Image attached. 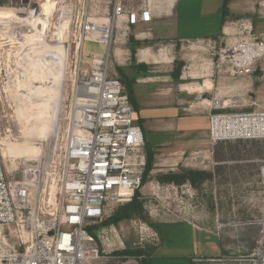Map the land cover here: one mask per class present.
Returning a JSON list of instances; mask_svg holds the SVG:
<instances>
[{
    "label": "built area",
    "instance_id": "built-area-1",
    "mask_svg": "<svg viewBox=\"0 0 264 264\" xmlns=\"http://www.w3.org/2000/svg\"><path fill=\"white\" fill-rule=\"evenodd\" d=\"M98 1L6 0L0 8L34 18L40 3L53 5L44 41L65 45L69 83L53 147L38 161L5 165L0 142V264H90L125 249L115 226L101 224L108 207L130 202L141 188L146 159L136 114L112 76L110 53L119 30L125 37L130 28L151 22V8L148 0H112L110 14L100 19L92 10ZM2 41L11 46L7 36ZM85 43L104 47V56L84 51ZM237 46L243 52L263 45L244 40ZM235 47L221 53L238 68L242 58ZM205 102L211 140L264 139V113L230 115L218 112L230 101ZM134 225L139 247L158 238L150 226Z\"/></svg>",
    "mask_w": 264,
    "mask_h": 264
},
{
    "label": "rangeland",
    "instance_id": "rangeland-1",
    "mask_svg": "<svg viewBox=\"0 0 264 264\" xmlns=\"http://www.w3.org/2000/svg\"><path fill=\"white\" fill-rule=\"evenodd\" d=\"M11 1L14 4L17 0ZM110 1L99 0V3H93L92 10H95L97 17L104 19L110 14ZM42 4L40 3V11ZM1 14L5 18L3 20L17 16L16 11L1 10ZM239 24L223 43L211 40L210 48L206 46L208 43L206 41L199 44L194 43L195 41L181 44H150L142 49L138 48V61L150 68L143 78L165 82L174 65L181 63V71L185 78L183 81L195 80L207 87L210 82L213 84L210 93L201 96L199 93V97L196 98L195 95L190 96L191 103H201L202 109V106H205L209 110L207 103H202L203 100L209 101L219 97L223 102L230 101L231 109L226 110L227 114L264 113V35H261L258 29H255L257 34L255 35L251 26ZM244 28H248L251 34H245ZM123 33L122 30L117 32L116 45L112 47L110 53L111 72L114 78H118V70L121 68L134 78L141 74L131 67L128 45L130 35L126 32V36L123 37ZM8 39L13 48L3 47L5 41L0 39V139L7 138V142L19 143L24 141L22 129L14 112V104L6 93V86L17 76L20 78L22 70H19L20 65L17 64L20 62L17 52L22 50L21 47L24 50L28 46L27 43L23 45L13 38ZM244 40L249 44H262L263 46L257 50L260 55L252 65L246 66L250 60L245 61L243 58L238 64L239 67L233 68L225 63L221 50L228 46L239 47L237 45ZM83 49L96 57H103L105 54V48L94 43H85ZM116 50H119L118 56L115 54ZM65 84L69 86L64 80ZM219 86L222 88V94L216 95ZM202 90L199 92L205 91ZM63 107L64 102L61 109L57 106L52 111L53 129L52 134L42 143L44 151L47 147L52 148ZM143 129L150 139L146 126H143ZM210 141L207 149L186 153L180 162L182 167L168 161L160 163L161 165L156 167V172L150 173L148 181L139 192L140 195L143 194L141 197L147 222L134 219L130 222L123 221L115 227L125 249L128 246L135 248L134 244L136 248H141L136 243L134 225L140 221L147 226L152 224L158 235L157 239L148 241L142 247L146 250L152 249V256L156 252L151 264H190L191 256L203 255L201 244L196 243L192 234L180 230L170 233L173 229L167 226L172 222H185L199 228L202 233L217 238L221 249L218 256L198 258L193 261L194 264H264V139L227 138L213 141L210 138ZM3 160L7 165V161ZM176 168L205 171L211 177L199 188L191 187L189 184L174 186L156 181L157 176L162 174L179 172ZM112 209L113 206L107 208L104 218L111 215ZM90 264H138V262L132 258L122 259L113 253Z\"/></svg>",
    "mask_w": 264,
    "mask_h": 264
},
{
    "label": "crops",
    "instance_id": "crops-1",
    "mask_svg": "<svg viewBox=\"0 0 264 264\" xmlns=\"http://www.w3.org/2000/svg\"><path fill=\"white\" fill-rule=\"evenodd\" d=\"M148 2L151 8V22L132 27L128 32L130 37L140 43L139 49L150 44H181L197 40L223 43L234 27L240 25L239 23L251 26L255 35H257L255 29L264 35V0H148ZM137 51L138 48L132 59L130 57V62L132 61L131 67L138 70V74L141 75L132 78L122 70L129 81L133 79L130 87V104L136 114L144 142L154 152L151 172L155 173L160 163L169 161L181 166L180 162L186 153L209 147L210 111L205 106H202V109L201 103H191L190 96L195 95L196 98L199 97V93L200 96L210 93L213 84L210 82L207 87L195 80L185 82L182 71L179 79L173 83L170 76L172 70L165 82L143 78L150 68L138 61ZM118 53L119 50H116V56ZM140 77L142 78L138 80ZM168 82L170 84H167ZM202 89L205 91L199 92L203 91ZM217 91L216 95L222 94L221 86ZM204 102L205 100L202 103ZM229 109L231 108L226 110ZM143 126H146L150 139L145 134ZM179 169L176 168L177 171ZM167 226L173 229L170 233L180 230L192 234L196 243L201 244L203 255L191 256L190 264H194L193 261L198 258L216 257L220 254L218 239L202 233L199 228L185 222H172ZM158 242L160 247V240ZM155 256L156 252L152 258Z\"/></svg>",
    "mask_w": 264,
    "mask_h": 264
},
{
    "label": "bare ground",
    "instance_id": "bare-ground-1",
    "mask_svg": "<svg viewBox=\"0 0 264 264\" xmlns=\"http://www.w3.org/2000/svg\"><path fill=\"white\" fill-rule=\"evenodd\" d=\"M52 11V4L43 3L40 13L34 18L16 12V15L21 17L13 16L11 19L0 21L1 40L8 36L23 45L27 43L28 46L24 50L21 47L22 50L17 52V56L20 57V62L17 64L20 65L19 70H22L20 78L15 75L16 78L13 77L14 80L9 81L6 86V93L14 104L15 111H13L22 129L24 140L12 143L7 142V138L0 139L2 158L13 166L18 159L27 162L38 161L46 154L42 143L52 134V111L57 106L58 109L62 107L66 47L62 43L52 45L44 41V31L48 28V18ZM235 49L240 55L239 58H244L245 61H249L258 53L257 50H250V53L245 50L242 52L240 47ZM55 101L57 103H54Z\"/></svg>",
    "mask_w": 264,
    "mask_h": 264
},
{
    "label": "trees",
    "instance_id": "trees-1",
    "mask_svg": "<svg viewBox=\"0 0 264 264\" xmlns=\"http://www.w3.org/2000/svg\"><path fill=\"white\" fill-rule=\"evenodd\" d=\"M6 0H0V6L4 4ZM0 19H5L4 16L1 14L0 10ZM129 45H130V57H132L135 54V51L137 48L140 47V43L138 41H135L134 38H129ZM137 47V48H136ZM132 62V61H131ZM181 67L182 64H175L172 72L170 74L173 83H175L181 74ZM134 69V68H133ZM135 70V69H134ZM118 80L121 82V84L124 87V92L126 96L128 97L129 103L131 102V81L128 80L126 75L123 73V70L120 68L118 70ZM131 105V104H130ZM138 124V121H137ZM144 154L146 159V164L144 167L143 175H142V185H145L148 181L149 175L153 169V163H154V152H152L151 148L148 146L147 143L144 142ZM210 174L205 171L200 170H189V169H180L179 172H169L166 174H162L160 176H157L156 181L161 184H172L174 186H181L184 184H189L191 187L199 188L205 181L209 180ZM140 189L135 191L132 199L128 203H124L122 205H118L114 207L112 210V213L108 218H104L101 226H118L119 223L126 221L130 222L134 219H139L146 221L148 220L147 216L144 212V206L142 203V197L140 195ZM151 228H153L152 224H149ZM152 249H144V248H132L129 247L126 248L123 251L114 253V256H119L122 259L132 258L138 262V264H151V258H152Z\"/></svg>",
    "mask_w": 264,
    "mask_h": 264
},
{
    "label": "water",
    "instance_id": "water-1",
    "mask_svg": "<svg viewBox=\"0 0 264 264\" xmlns=\"http://www.w3.org/2000/svg\"><path fill=\"white\" fill-rule=\"evenodd\" d=\"M27 0H25V2H26ZM18 161H21V162H27V161H25L24 159L22 160V159H18Z\"/></svg>",
    "mask_w": 264,
    "mask_h": 264
}]
</instances>
